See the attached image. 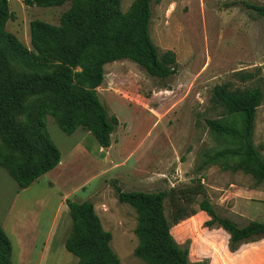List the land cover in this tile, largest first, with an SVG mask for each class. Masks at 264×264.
Masks as SVG:
<instances>
[{
  "label": "rangeland",
  "instance_id": "obj_1",
  "mask_svg": "<svg viewBox=\"0 0 264 264\" xmlns=\"http://www.w3.org/2000/svg\"><path fill=\"white\" fill-rule=\"evenodd\" d=\"M8 1L14 18L6 30L29 51L23 55L10 47L13 66L29 73L52 71L60 63L58 51L44 38L43 53L35 49L30 23L38 20L59 26L71 2L38 7L27 6L25 0ZM135 1L122 0V11L127 13ZM241 1L264 5V0L154 3L151 38L161 53L176 54L178 74L161 80L129 60L104 67L105 81L98 95L109 117L120 121L111 147L101 148L82 127L69 136L47 115V130L62 153L60 165L25 190L0 166V225L12 241L13 264L78 263L65 248L72 228L67 199L94 203L104 229L113 235L111 247L121 264H147L135 256L137 213L119 202L114 180L125 192L157 193L202 185L204 195L193 204L197 214L171 229L178 244L190 246L191 262L264 264V239L230 251L228 233L209 226L210 217L198 204L205 196L219 214L241 227L251 221L264 222V183L257 184L252 176L233 173L220 164L197 170L201 152L236 147L232 140L211 131L206 121L242 123L214 98V88L227 85L236 92L260 87L264 92V18L245 9ZM97 56H88L77 72H91ZM75 87L85 93L86 87L77 80ZM45 107H55L65 116L83 114L78 110L69 113L53 94L30 98L20 120L37 142ZM253 143L264 157V99L257 110ZM0 160L23 163L21 155L1 138ZM41 161L37 158L35 163ZM166 214L170 217V200Z\"/></svg>",
  "mask_w": 264,
  "mask_h": 264
},
{
  "label": "trees",
  "instance_id": "obj_2",
  "mask_svg": "<svg viewBox=\"0 0 264 264\" xmlns=\"http://www.w3.org/2000/svg\"><path fill=\"white\" fill-rule=\"evenodd\" d=\"M161 0H136L127 13L121 8L122 0H25L27 6L61 7L71 2L60 25L32 21L30 30L32 44L43 53L42 39L55 46L59 64L52 71H18L9 56V48L28 55V49L6 30L14 15L10 13L9 1L0 0V138L12 151L23 158L22 164L0 160L20 189L30 188L41 177L53 171L62 161V153L53 141L46 126V116L51 115L59 128L73 135L79 127L89 131L101 148L111 147L112 135L120 121L109 117L102 104L98 89L105 81L104 67L120 60L132 61L147 73L161 80L178 74V62L173 51L161 53L154 44L150 25L152 6ZM245 9L264 18V5L251 1L240 2ZM98 53L89 73L77 72L88 56ZM79 81L86 89L80 94L75 87ZM214 98L231 114L241 118V125L220 120L206 121L211 131L232 140L236 147L215 152L200 153L198 171L220 164L233 173L243 172L252 176L257 184L264 183V157L253 143L257 110L264 99L260 87L245 91H231L227 85L214 88ZM53 94L69 113L73 110L83 114L65 116L55 107H45L41 112L40 141L33 139L30 130L20 117L32 97ZM41 158L40 164L35 160ZM112 182L119 202L132 207L137 213L135 234L139 244L135 256L147 264H205L191 262L190 246H181L172 234V227L197 214L193 204L204 188L171 189L157 193L142 191L125 192ZM171 202L170 217L166 214V201ZM199 210L210 220L209 226H219L230 236L229 249L236 252L244 244L264 239V222L251 221L241 227L230 218L217 212L205 196L198 203ZM72 219V228L65 241L66 250L76 256L77 264H121L111 247L113 235L106 231L91 201L66 200ZM13 244L0 225V264H13Z\"/></svg>",
  "mask_w": 264,
  "mask_h": 264
},
{
  "label": "crops",
  "instance_id": "obj_3",
  "mask_svg": "<svg viewBox=\"0 0 264 264\" xmlns=\"http://www.w3.org/2000/svg\"><path fill=\"white\" fill-rule=\"evenodd\" d=\"M104 149V148H103ZM108 149V148H107ZM60 165V164H59ZM56 169V168H55ZM50 173V172H49Z\"/></svg>",
  "mask_w": 264,
  "mask_h": 264
}]
</instances>
